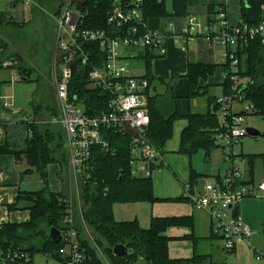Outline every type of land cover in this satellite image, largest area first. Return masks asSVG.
Masks as SVG:
<instances>
[{"label": "trees", "instance_id": "obj_1", "mask_svg": "<svg viewBox=\"0 0 264 264\" xmlns=\"http://www.w3.org/2000/svg\"><path fill=\"white\" fill-rule=\"evenodd\" d=\"M19 1V0H18ZM113 0H72V4L83 14L79 29H96L106 32L110 36L128 35L132 24L116 27L107 21L108 12ZM66 2L60 0L55 14ZM217 5V7H219ZM216 6H208L207 23L215 22ZM168 15L164 0H143L141 10V24L136 33L144 34L148 17ZM241 21L250 25H257L264 21V0H247L240 8ZM16 26L14 23H6ZM127 29V31H126ZM1 47V46H0ZM81 50L89 59L85 66L80 67L71 77L69 94L76 95L77 100L83 103L86 114L93 116L107 111V103L112 93L101 87L89 85L88 72L94 66L105 63L106 53L99 42H82ZM135 57H139L148 86L145 88L146 106L151 120L147 134L159 155L164 153L165 142L172 137L173 123L178 118L187 119V125L182 129L179 143V152L192 155L202 150L203 157L208 160L214 151V131L219 121L212 111L215 108L217 97L208 94L207 85L201 87L200 80H205L213 73L215 66L190 62L186 74L188 80L187 97L207 96L210 109L205 113L192 112L182 115L180 112L179 97L175 96L171 86L167 84V92L151 94L153 83L163 84V79H156L152 73V60L156 57L154 49L136 48ZM3 50L0 51L2 53ZM238 57L237 83L223 79L222 94L235 93L236 102H249L251 111L255 115L264 117V44L260 39H251L246 45L236 51ZM134 57V58H135ZM134 60V59H133ZM1 65V62H0ZM224 66V65H223ZM1 67V66H0ZM225 67V66H224ZM23 65L18 66L20 79L29 81L30 72ZM243 87H246L243 89ZM240 93V94H239ZM243 96V99L240 97ZM32 116L28 121L3 124L0 126V154H12L17 160H25L29 168L39 174L44 184L37 191L19 192L7 209L29 211V217L24 222H2L0 224V264H32L35 254H44L46 258L57 259L65 263L60 254V248L66 245L63 238L58 243H52L48 233L56 228L60 233L68 229L75 231L76 240L82 252L80 264H135L142 259L146 264H211L208 256L193 254L190 258L174 259L168 254L170 237L164 235L168 227H194L191 217H151L148 228L140 226L137 220H115L113 205L115 203H134L138 201L152 204L164 201L154 195L152 177H134L129 165L131 136L121 133L115 128L107 127L103 130L104 138L108 140L112 152L104 153L95 149L89 158V169L81 174L84 183L81 184V218L73 215L67 200L62 192H54L49 188L47 180L48 164L56 163L61 169L68 163L69 153L66 148V137L63 129L56 124L53 128H42L36 118L43 110L50 111V116L57 115L56 106L48 107L41 103L31 104ZM239 113H244L239 111ZM248 112L244 114L247 115ZM264 134V132H263ZM262 134V135H263ZM242 157L243 154L240 153ZM247 163V179L255 177V163L261 160L264 169V154L245 155ZM156 165V166H155ZM154 169L162 166L158 161ZM196 178L192 176L191 187ZM173 201L187 200L185 195L171 199ZM69 218V219H68ZM85 226V227H84ZM86 231H85V230ZM264 230V224L262 226ZM192 232V231H191ZM63 234V235H64ZM184 238L196 243L198 237L192 232ZM217 238H219L217 236ZM122 244L128 248L125 256H117L112 247Z\"/></svg>", "mask_w": 264, "mask_h": 264}, {"label": "built area", "instance_id": "obj_2", "mask_svg": "<svg viewBox=\"0 0 264 264\" xmlns=\"http://www.w3.org/2000/svg\"><path fill=\"white\" fill-rule=\"evenodd\" d=\"M19 1L27 4L31 0ZM142 2L143 0L112 1L107 21L118 28L124 24H132L129 31L126 29L128 35L123 36H110L96 29H79L83 14L72 4V0H67L54 16L58 52L55 84L58 112L51 117V121L64 131L69 153L67 165L74 174H83L89 169L88 161L95 149L104 153L112 152L108 140L103 135V130L107 127L131 136L128 163L132 176H151L155 164L161 161V155L147 134L151 120L144 90L148 83L146 79L133 74L130 66V61L136 55L133 48L154 49L160 55L166 52L163 36L158 32L147 29L144 34L136 33L138 25L141 24ZM215 19V22L203 25L195 17H189L179 40L185 45L197 32L219 45L222 48L221 61L225 66L223 77L237 83V76L234 74L239 64L236 51L251 39L258 38L264 44V21L257 25L241 21L231 26L224 3L217 7ZM93 41L99 42L106 53V59L102 66H94L88 72L89 85L108 90L112 93V98L107 103V111L89 116L77 96L69 94V85L71 77L80 67L85 66L89 59L81 50V43ZM72 62L77 65L75 72L72 70ZM7 64L8 62L2 66ZM235 96V93H228L217 97L213 111L219 121V126L214 131V143L222 149L228 168L222 176L205 183L199 192L188 189L184 192L194 210L206 212L211 218L212 231L221 242L225 264H233L236 241H248L254 234L239 215L238 207L241 201L251 196L258 197V192L264 191V180L258 183L249 181L244 167L240 164L241 152H238L236 147L241 144V139L247 136L243 126L244 113L249 112L251 105L244 106L241 110L244 113H239L240 110L233 109ZM240 98L243 99V96ZM63 234L61 233V238L66 245L59 250L65 258L64 264H80L82 252L75 231L68 229Z\"/></svg>", "mask_w": 264, "mask_h": 264}, {"label": "crops", "instance_id": "obj_3", "mask_svg": "<svg viewBox=\"0 0 264 264\" xmlns=\"http://www.w3.org/2000/svg\"><path fill=\"white\" fill-rule=\"evenodd\" d=\"M246 1L247 0H239L240 8L242 4H246ZM18 2L17 0L11 4V7L14 9L9 12H0V31L9 26L6 25V23L11 22L18 26L30 18L32 8L26 17V13L23 10H15ZM222 3L226 4V6L230 4L229 0H164L168 15L148 17L146 20V28L148 30L156 31L163 36V45L166 49V52L162 55L158 54L156 50H153V52L156 53V57L151 62L152 73L156 79L162 78L163 84L153 83L149 92L151 94L155 93L161 95L167 92V84L173 82L171 89L174 95L179 97L180 112L182 115H187L192 112L205 113L212 107H208L207 96L193 97L190 100L186 98L188 80L184 75L186 74L187 66L190 62L214 65L215 69L213 73L205 78V80H200L199 85L201 87L207 85L209 89L208 94L215 97L220 96L214 93L213 88L217 87L223 91V71L225 68L221 61L222 48L197 32L194 33L195 35L192 36L190 41L185 45L179 40V38H182L181 32L183 28L187 26L189 17H195L198 22L204 25L208 21V6L214 5L217 7V5ZM227 18L231 26L240 23L242 20L240 16L239 20L231 23L232 20L229 18L228 10ZM134 49L136 48H133V52L136 51ZM4 51L0 53V126L12 122L30 120L32 116V109L30 106L33 103L34 97V91L29 92L27 90L21 92L19 97L16 96L11 77L15 76L20 78V76L18 70L9 67L12 56L9 53L4 54ZM134 59L142 64L139 57H135ZM6 62H8V64L3 67L2 65ZM130 66L133 74L138 77L143 76V64V71L139 73H134V67L132 64ZM27 70L30 72V69ZM29 81L31 82V78ZM212 111H214V109ZM39 117L40 114L36 116L37 120H39ZM187 123V119L184 117L178 118V120L173 123L172 137L165 142L164 153L160 159L162 166L157 167L151 173L154 195L160 199L166 200L156 201L152 204L149 203L150 210L148 212V217L146 216L144 218L145 221L137 219L136 215L129 214L130 212L126 208L121 211L120 215H117L118 209L116 210V207H123L124 205H131L133 203H115L113 205V216L115 220L118 221L137 220L143 228L149 227L152 216L191 217L194 220V227L192 230L189 227L181 226L168 227L163 232L165 236L171 238L168 242V254L170 258H190L193 254L197 253L208 256L211 264H225L226 261L222 254L221 242L214 231H212V220L208 217L206 212L194 210L187 200H171L184 195V192H186L184 189L187 187V189L192 192L197 190L194 186L191 187L190 182L187 183L189 181L188 166L189 168H193L192 175L196 179L202 178V180L205 181L209 178V175L206 176L202 174L201 169L194 168L191 159L182 158L179 152L181 131ZM214 146V151H218L220 147L215 143ZM214 151L208 159L209 161L213 159L217 160L218 157H222V160L227 162L222 155V149L221 151L219 150L220 155H216ZM165 162L167 169L163 170ZM183 162L188 163L187 168L183 166ZM175 163H177L178 166H176ZM243 167L246 174V160L244 161ZM26 168L29 167L24 159L17 160L12 154H0V224L2 222H24L29 217V211L27 209L11 211L7 209V205H10V203L14 201L19 192L37 191L44 184L39 174L33 169L23 174L22 172ZM218 176H222L219 170L212 177L216 178ZM246 176L248 177V174H246ZM47 180L51 191H60L64 193V195L67 194V179L66 176H63L60 165L56 163L48 164ZM263 180L264 176L261 177L260 174L256 173L253 182L258 183ZM196 183L198 184L197 180ZM201 187L195 192H199ZM258 194V197L251 196L244 198L238 207L242 222H244L250 230H253L254 234L248 241L243 239H238L236 241L235 254L232 258L233 264H264V230H262L264 224V191H260ZM191 231L194 233V236L196 235L198 237L194 246L191 240L184 238L186 235L191 234ZM258 255H260L259 258L257 257ZM43 257L44 264H48L49 258H46V256ZM58 262L59 264H64L59 260Z\"/></svg>", "mask_w": 264, "mask_h": 264}, {"label": "rangeland", "instance_id": "obj_4", "mask_svg": "<svg viewBox=\"0 0 264 264\" xmlns=\"http://www.w3.org/2000/svg\"><path fill=\"white\" fill-rule=\"evenodd\" d=\"M17 0H0V12H9L14 9L11 4ZM67 2V0H63ZM84 1V0H79ZM60 0H31L30 3L18 2L15 10H23L26 13V17L32 8L31 16L26 22L19 24L18 26H8L0 31V51L5 50V53H9L12 56L10 66L17 70L18 66L23 65L30 69V81H23L22 79L12 76L11 82L14 86L16 96L19 97L23 91H34L33 103H41L48 107L56 106V94L55 84L57 76L56 59L58 52L56 50V24L54 20L55 11L58 8ZM230 4L227 6L229 18L231 23L240 19V5L239 0H229ZM2 51V52H3ZM134 67V73L142 72V64L136 59L130 61ZM137 67V68H135ZM215 94L222 95L223 91L217 87L213 88ZM250 103L245 101L243 103L234 102L233 109L239 111L248 106ZM245 122L243 126L245 128L252 127L261 133L259 140L255 141L251 136H245L241 139V144L236 147L238 152L243 153L241 157V165L244 166L245 155L250 154H264V117H260L252 113L251 110L244 115ZM38 123L42 128L56 127L55 123H52L50 111L43 110L40 114ZM263 134V135H262ZM65 137V134H64ZM221 151V149L219 148ZM214 151L216 155H220V152ZM182 158L191 159L192 165L196 169H201L202 174L208 176L207 180L198 178V184L194 182L193 186L199 190L206 182L212 181V176L215 175L218 170L222 174L224 169L228 168V163L222 160V157H218L217 160L213 159L205 160L202 150L194 152L192 155L187 156L181 153ZM184 156V157H183ZM181 159V158H180ZM222 161V162H221ZM178 166L177 163H175ZM188 163L183 162V166L187 168ZM167 169L166 162L164 169ZM189 170V183L192 180L193 168L188 166ZM255 172L264 176V169L261 160H257L255 163ZM63 176H66V188L67 194L64 195L69 207L72 209L73 215L79 214L81 216V184L84 183L81 174H74L69 165L62 169ZM201 177V176H200ZM196 183V184H195ZM191 185V184H190ZM196 185V186H195ZM188 188V187H187ZM185 188L184 190H186ZM202 188V187H201ZM195 190V191H197ZM125 206V207H124ZM123 207H116L117 215L121 214L123 209L129 210V214L136 215L137 219L145 221V217H148L150 205L148 202L138 201L133 204H127ZM119 211V213H118ZM131 216V215H130ZM81 218V217H80ZM85 227V226H84ZM85 230V229H84ZM86 231V230H85ZM44 255L42 253L35 254L33 256V264H44ZM59 264L57 259L50 258L48 264ZM135 264H145L141 259L137 260Z\"/></svg>", "mask_w": 264, "mask_h": 264}, {"label": "water", "instance_id": "obj_5", "mask_svg": "<svg viewBox=\"0 0 264 264\" xmlns=\"http://www.w3.org/2000/svg\"><path fill=\"white\" fill-rule=\"evenodd\" d=\"M71 66H72L73 72H75V69L77 66L76 63L72 62ZM244 88H246V87H243V89ZM245 130L247 131V135L251 136L253 138V140H255V141L259 140V137L261 135V133L259 131H257L256 129H254L252 127H249V128L247 127V128H245ZM48 236H49V239L51 240V242L53 244L58 243L62 237L60 231L56 228H51L49 230ZM112 249H113V253L117 256H120V257L125 256L126 254L129 253L128 248L124 247L122 244H115L112 247Z\"/></svg>", "mask_w": 264, "mask_h": 264}]
</instances>
